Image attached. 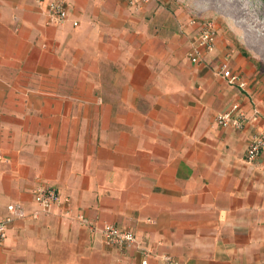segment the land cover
<instances>
[{"label": "crops", "instance_id": "0c3cea01", "mask_svg": "<svg viewBox=\"0 0 264 264\" xmlns=\"http://www.w3.org/2000/svg\"><path fill=\"white\" fill-rule=\"evenodd\" d=\"M64 1L59 23L48 0L0 1V216L26 212L0 264H264V151L245 157L261 121L214 120L263 109L249 62L229 58L244 88L217 72L219 39L191 62L184 0ZM40 182L60 195L48 210ZM104 223L136 243L107 244Z\"/></svg>", "mask_w": 264, "mask_h": 264}, {"label": "built area", "instance_id": "2783aa9c", "mask_svg": "<svg viewBox=\"0 0 264 264\" xmlns=\"http://www.w3.org/2000/svg\"><path fill=\"white\" fill-rule=\"evenodd\" d=\"M151 1L155 0H129L131 4L137 6ZM46 12L49 20L52 22L59 23L64 21L67 18L65 1L48 0ZM193 21L197 20L193 18ZM73 24H77V21H74ZM216 35L217 27L212 19L207 18L203 21H198L197 34L190 42L188 52L191 62L196 63L200 60L203 53L214 51L216 47ZM229 58L230 53L227 52L219 63L217 72L225 77L229 83L235 84L240 88H244L247 85V80L241 75V73L233 71L229 67ZM214 120L219 125L230 126L235 129L242 128L244 124L249 121L251 123L261 121L258 125L255 124L254 130L250 134L245 157L248 161H252L264 151V106L262 110L255 106L251 116L248 117L240 104L238 102H234L227 110L216 113ZM32 193L35 202L42 210H48L53 204L60 200V195L56 191L55 187L49 183L40 182L33 188ZM25 216L26 212L19 204L11 205L8 212L5 215L0 216V245L5 239L7 228L13 218ZM31 216L37 217L38 210L33 211ZM80 217L83 219L81 215ZM101 233L107 244L121 249L128 248L136 243L133 231L130 229L120 228L112 223H104L101 227ZM142 263L146 264V259H143Z\"/></svg>", "mask_w": 264, "mask_h": 264}, {"label": "rangeland", "instance_id": "374dc122", "mask_svg": "<svg viewBox=\"0 0 264 264\" xmlns=\"http://www.w3.org/2000/svg\"><path fill=\"white\" fill-rule=\"evenodd\" d=\"M197 21L210 18L226 53L241 55L264 86V0H184Z\"/></svg>", "mask_w": 264, "mask_h": 264}]
</instances>
